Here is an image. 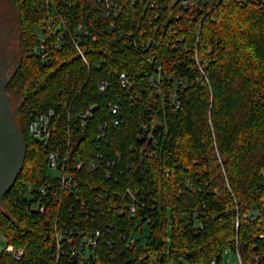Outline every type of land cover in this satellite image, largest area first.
<instances>
[{
    "label": "trees",
    "instance_id": "obj_1",
    "mask_svg": "<svg viewBox=\"0 0 264 264\" xmlns=\"http://www.w3.org/2000/svg\"><path fill=\"white\" fill-rule=\"evenodd\" d=\"M9 1L24 59L7 92L27 153L0 230L24 254L0 264L65 263L63 225L102 231L96 264H219L228 249L264 264V0ZM46 26L64 35L48 63L35 53ZM48 108L46 144L29 124ZM52 151L85 160L74 191L50 176ZM40 186L43 213L30 209ZM127 188L145 202L135 216Z\"/></svg>",
    "mask_w": 264,
    "mask_h": 264
},
{
    "label": "built area",
    "instance_id": "obj_2",
    "mask_svg": "<svg viewBox=\"0 0 264 264\" xmlns=\"http://www.w3.org/2000/svg\"><path fill=\"white\" fill-rule=\"evenodd\" d=\"M111 6V4L109 5ZM60 25H63L61 19H59ZM81 27V26H80ZM57 34V30L51 26L44 27L43 37L41 44L36 48V52L40 56L43 62L48 63L52 59V52L56 49H60L64 42V35L62 33ZM81 52V51H80ZM84 61H87L84 54L81 52ZM121 84L124 88L129 87V82L126 73L120 74ZM151 81L155 83V77H151ZM179 84L182 83L180 79ZM108 82H101L100 88L105 91L108 88ZM113 113H117V107L113 109ZM55 115L54 108H48L38 114L29 124V133L35 140H39L48 144L51 138V120ZM93 116L91 110L81 111L78 117L81 120L83 126L86 125V121ZM119 120L115 119L114 123L119 124ZM152 141L153 136H149ZM98 156V155H97ZM47 164L49 168V174L53 178L58 179L64 188H68L70 191H74L79 186L77 179V171L82 169L86 165L85 160L78 157L72 164H70L69 153H61L60 151H52L47 156ZM97 162L94 159L88 161V166L91 170L97 169ZM53 170L55 173H51ZM38 194V200L32 203L30 206L31 210L45 212L46 204L43 203V198L48 195V188L46 186H40L36 190ZM126 194L129 196L130 201L126 205L127 211L135 216L137 213V206H145V202L140 201L137 193L132 188H127ZM35 193H31L30 199H35ZM85 203V200H84ZM70 227L63 225L56 234L55 245H56V259L60 261L66 257V261L63 264H96L94 250L97 248L98 241L102 235L100 229L93 231H86L81 234L74 233ZM77 235V240L75 236ZM264 237V235H261ZM6 253L12 255L15 259H21L24 254L22 248H18L15 245L7 244L5 250ZM227 251V250H226ZM239 264L242 263L241 255L237 254ZM208 264H218L216 260Z\"/></svg>",
    "mask_w": 264,
    "mask_h": 264
},
{
    "label": "water",
    "instance_id": "obj_3",
    "mask_svg": "<svg viewBox=\"0 0 264 264\" xmlns=\"http://www.w3.org/2000/svg\"><path fill=\"white\" fill-rule=\"evenodd\" d=\"M6 86V82L0 84V203L22 171L27 153V142L15 120L20 108L12 109Z\"/></svg>",
    "mask_w": 264,
    "mask_h": 264
},
{
    "label": "flooded vegetation",
    "instance_id": "obj_4",
    "mask_svg": "<svg viewBox=\"0 0 264 264\" xmlns=\"http://www.w3.org/2000/svg\"><path fill=\"white\" fill-rule=\"evenodd\" d=\"M4 1L0 0V84L6 82L7 90L9 82L22 66L24 52L18 14L11 15L9 8L4 6ZM6 1L10 3L9 0ZM15 107L12 105V109Z\"/></svg>",
    "mask_w": 264,
    "mask_h": 264
},
{
    "label": "rangeland",
    "instance_id": "obj_5",
    "mask_svg": "<svg viewBox=\"0 0 264 264\" xmlns=\"http://www.w3.org/2000/svg\"><path fill=\"white\" fill-rule=\"evenodd\" d=\"M4 2H5L4 6L9 8V10H10L9 12H10L11 15H17L18 14L16 9L14 8V6L11 4V2L9 3L6 0ZM37 34H38V37H39V40H40L41 37H42L40 29L37 30ZM35 53H36V49H35ZM9 95H11V94H9ZM11 98H12V101H13V103H12L13 107L14 106H16V107L21 106V102L19 100L15 99L14 97H11ZM16 121H17V119H16ZM50 172L51 173H55V171H53V170H51ZM27 196L31 197V194H28ZM172 230H173L172 229V225H170L169 228H168V233H169L170 238L172 237ZM138 237H140V236H138ZM7 244H8V241L6 239L5 234H4V232L2 230H0V252H2L3 250L6 249ZM219 264H239V260H238L237 255L228 249L227 251H225L223 259L220 261Z\"/></svg>",
    "mask_w": 264,
    "mask_h": 264
}]
</instances>
